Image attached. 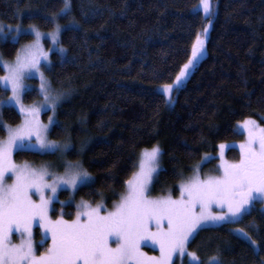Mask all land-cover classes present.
I'll use <instances>...</instances> for the list:
<instances>
[{"label":"trees","instance_id":"16d2710c","mask_svg":"<svg viewBox=\"0 0 264 264\" xmlns=\"http://www.w3.org/2000/svg\"><path fill=\"white\" fill-rule=\"evenodd\" d=\"M199 1L70 0L69 14L57 18L62 25L74 23L59 38L65 54L51 53L46 70L53 89L65 94L50 139L68 141V159L79 162L93 181L80 186L74 200L111 205L124 193L141 151L155 145L161 168L152 192L163 194L170 187L175 196L176 184L205 156L212 158L202 168L213 172L220 145L243 141L238 123L253 119L264 128V0H211L210 17L194 11ZM62 7L63 0H0V23L51 31L54 24L46 21ZM210 19L205 58L173 91V102L165 104L157 89L173 82ZM31 40L0 35V56L14 60ZM28 83L23 100L32 104L40 99L38 82ZM8 97L0 86V102ZM20 122L13 107L0 109V123L15 127ZM5 137L6 130L0 131V141ZM221 151L227 160H239L234 146ZM57 157L15 154L17 162L35 165H56ZM69 198L68 192L59 194L61 201ZM259 207L255 203L236 223L200 228L188 250L199 264H211V257L218 264H264V210ZM63 208L71 220L72 203H54L52 217ZM235 228L251 239L238 236Z\"/></svg>","mask_w":264,"mask_h":264},{"label":"snow or ice","instance_id":"6c2138e0","mask_svg":"<svg viewBox=\"0 0 264 264\" xmlns=\"http://www.w3.org/2000/svg\"><path fill=\"white\" fill-rule=\"evenodd\" d=\"M200 8L206 17L213 14L211 0H200ZM70 11V0H63L60 12L46 21L56 25L48 34L53 45L59 43L62 31L56 23L57 18L68 15ZM73 23L64 27L70 28ZM30 30L35 35L33 46L18 51L15 63L11 65L0 61L7 72L0 77V86L11 88L10 100L16 101L24 117L23 123L15 129L0 123V131L8 133L7 139L0 141V264H169L173 253L178 251L181 256L186 253L185 244L198 226L235 221L248 211L250 202L264 196V128L257 130L254 121L245 120L243 128L248 140L240 145V160L229 163L223 159L221 151L220 175L201 179L197 172L181 183L178 199L171 196L153 199L146 195L153 173L159 166L160 149L153 146L150 150L141 151L138 171L125 181L126 194L121 195L112 211L102 214L100 205L91 207L82 202L83 210L77 211L75 219L66 221L58 217L55 221L50 220L49 204L55 199L58 188L67 186L74 189L93 181L79 162H64L63 174L56 175L47 167L33 168L26 162L17 165L12 161L14 149H35L42 154H59L62 158L69 148L68 143L61 145L49 141L46 137L48 128L38 118L44 108L55 113L64 93L53 94L51 84L44 79L41 68L46 65L41 63V58L47 61L48 55L39 46L41 33L34 25ZM207 31L205 27V34ZM58 51L63 53L65 50L61 47ZM203 51L204 39L197 34L187 63L180 68L171 84L162 87L165 104H171V93L178 91ZM33 74L41 76L40 92L44 100L40 108L25 109L20 103L23 80ZM55 123L54 116H49V124ZM33 136L35 144L32 143ZM257 144L258 148L254 147ZM224 147L220 145L221 150ZM49 176L50 181L45 179ZM9 179L11 184L6 183ZM46 189L50 194L45 192ZM32 193L39 196L38 201L33 199ZM212 205L220 211L213 212ZM197 206L198 213L195 211ZM34 220H38L44 235L51 240L47 251L39 256L35 255L32 242ZM238 231L251 239L242 229ZM13 232L19 234V244L11 243ZM110 240L115 247L110 245ZM149 241L159 246V259L146 257L140 250L141 244ZM252 244L255 245L256 241L252 240ZM186 254L198 264L196 253ZM216 260V257L210 258V261Z\"/></svg>","mask_w":264,"mask_h":264},{"label":"rangeland","instance_id":"374dc122","mask_svg":"<svg viewBox=\"0 0 264 264\" xmlns=\"http://www.w3.org/2000/svg\"><path fill=\"white\" fill-rule=\"evenodd\" d=\"M194 11H195V12H199V13H201L204 17H206L205 14L203 13L202 9L200 8V1H199V3L194 7ZM211 21H212V20L210 19V20L206 23V26H205V27H207V29H208L207 34H205L204 30H203L202 33L200 34L201 38L204 39V51H203V53L200 55L199 59L195 62V64L193 65V67L189 70V74H188V76H187L186 79L183 81V83L179 86V89L184 85V83H185L186 80L189 78V76H190L191 73L194 71V69L197 67V65H198V64H199V63L205 58V56H206V42H207V39H208V36H209V32H210V29H211ZM56 23L59 24V25L61 26L62 31L65 29L64 26H66V25H62V24L58 23L57 21H56ZM67 25H69V23H68ZM31 26H33V25H31ZM34 26H35V25H34ZM35 27H36V29L41 33V38H40V41H39L40 49H41L43 52H46L47 55H48V60H47V61H44L43 58H41V63L46 65V67L41 68V72H43L44 79H45L47 82L50 83V81H49L48 78L46 77V70H47V69L49 68V66H50V54L53 53V52H56V53L59 54L60 56H63V55L65 54V51H64L63 53H60V52L58 51V48H61L60 44L58 43V44H56V45H53V42H52L51 38H50L49 35H48L50 32H53V31H54V29H55V27H56L55 24H54V27H53V29H52L51 31H41V30H39V29L37 28V26H35ZM17 29H19V31H18ZM204 29H205V28H204ZM62 31H61V33H62ZM0 35H1L2 37H9L11 40H13V41H15V42L18 41L22 36H30V37H32V40H31L30 42L25 43V44H22V45L20 46L19 51H22V50H24L25 48H30V47H32L33 44H34V41H35V35L31 32V30H30V26H28V27H23L22 25H17V26H6V25H2V24L0 23ZM60 35H61V34H60ZM59 38H60V36H59ZM46 44L48 45L47 48H46ZM50 49H51V50H50ZM190 55H191V54H190ZM15 59H16V58H15ZM15 59L12 60V61H6V60H4V59L0 56V61L7 62L9 65L15 63ZM0 67L4 70V75L2 76V77H4L5 75H7V72H6V70L4 69V67H3V63H0ZM31 79H34V80H36V81L38 82V91H39L40 99H39L38 101H36L35 103H32V104H25V103H24V100H23V96H24V93H25V92H27L28 90L31 89V85L28 83V80H31ZM50 84H51V83H50ZM40 85H41V76H40L39 74H33L31 77L25 78V79L23 80V86H24V88H23V91L21 92V95H20V103H21V105H22L25 109L32 108V107L40 108L41 105L43 104L44 97H43V95H42L41 92H40ZM1 87L3 88V86H1ZM162 87H163V86H161V87H159V88L157 89V91H158L160 94H162ZM3 89H5V88H3ZM51 89H52L53 94L64 93V92H61V91H56V90H54L53 87H52V85H51ZM5 90H7V91L9 92V97L6 98V99H4V100H2V101L0 102V109H1L2 107H13L14 109H16V110L18 111V113L21 115V122H20V124L17 125V126H15V127H9V126H8V128L15 129L16 127L20 126V125L23 123V119H24V117H23V115L21 114V112H20V110H19V106H17V104H16V101H15V100H10V97L12 96L11 88H8V89H5ZM172 93H173V92H172ZM172 93H171V96H172ZM64 98H65V94H64L63 97L59 100V102H58V106H59V104L64 100ZM172 102H173V98H172ZM172 102H171V103H172ZM58 106H57V108H58ZM57 108H56L55 113H53V112L51 111V109H47V108L42 109V110L40 111V113H39V117H38V118H39L40 123H41L42 125H46L47 128H48V131L46 132V137H47V139H48L49 141L58 142V143L61 144V145L65 144V143H68V144H69V148L65 151L63 157L61 158V157L59 156V154H58L57 159L54 161V163H55L56 165H52V164H44V165H42V164L39 165V164H38V165H35V164L31 163V162H26V161H24V162H17V161L15 160V154H16L17 152H30V153H38V154H42V153L36 151L35 149H24V150L14 149V150H13V153H12V161H13L15 164H17V165H21V164H24V163L26 162V163H28V164H29L31 167H33V168L47 167L50 173H55L56 175H61V174H63V172H64V167L62 166L64 162L76 163V162H73V161L69 160L68 157H67V153L69 152V150H70V148H71L70 143H69L68 141H64V142H63V141H55V140H51V139H50V131H51V129H52V128L56 125V123H57V118H56ZM49 116H54L55 121H56L55 124H53V125H50V124H49ZM246 120L254 121V122H255V127L257 128V130L260 129V128H262V127L259 126V124H258L255 120H253V119H246ZM244 121H245V120H244ZM244 121H242L241 123H238V124H237V130H238L240 133H242V135L244 136L243 141H241V142L238 143V144H234V145H233V144H227V145H224V146H226V147H227V146H234V147L238 150V152H239V160H240V154H241V148H240V145H241V144H245V143L247 142V140H248L247 132H245V130H244V128H243V122H244ZM7 135H8V133H7V131H6V137L4 138V140L7 139ZM31 139H32V143L35 144V137L33 136ZM4 140H2V141H4ZM25 142H27V141H25ZM155 146H158V145H155ZM158 147H159V146H158ZM254 147H257V148H258V144H257V145H254ZM150 149H151V148H150ZM150 149H148V150H150ZM159 149H160V148H159ZM215 157L217 158V160H216V162H215V164H214L213 172H207L205 169L202 168V166L205 165L207 162H209L210 159L212 158V156H205V157L202 159V161H201L198 165L195 166V168H194V172H193V174H192L191 176L185 178L184 180H182L181 182H179V183L176 184V190H177V193H176V195L174 196V195L172 194V188H170V187L167 188L166 191H165V193H163V194L154 195L153 192H152L153 182H154V180H155V177H156L157 173L159 172V170H160V168H161V165H160V155H159V158H158V165H159V166L157 167L156 171L153 173V178H152V180H151V182H150V184H149V186H148V191H147L146 195H147L148 197H150V198H153V199H156V198H163V197H166V196H171L173 199H178V198L180 197V185H181V183L186 182L187 180H189L190 178H192L194 175L197 174V172H198V174H199V176H200L201 179L206 178V177H208V176H217V175H220L219 165H220V162H221V150L218 152V154H217ZM139 158H140V154H139ZM223 159H224L225 161L229 162V163H235V162H238V161H239V160H238V161H229V160L226 159V157H225L224 154H223ZM138 161H139V159H138ZM136 171H138V163H137ZM132 177H133V174H132V176L130 177V179H131ZM45 179L50 181V180H51V176H49V177H45ZM11 182H12L11 179H9V180L6 181V183H8V184H11ZM84 185H85V184H84ZM80 186H82V185H80ZM80 186H79V187H80ZM79 187L74 188V189H73V188H69V187H67V186H63V187H61V188H58V190H57V192H56V194H55V199L49 204L48 217H49L50 220L55 221L58 217H59V218H62V219H64V220H66V219H65V216H64V212H65L64 208L61 209V210L58 212V217H57V218H53V217H52L53 204H54V203H57V202L60 203V204L63 205V206L72 203V204L74 205V207H75V213H74V216L72 217L71 220H73V219L76 218V213H77V211H78V210H79V211H82V210H83V209H82V202H86V201H84V200H74V199H73L74 194H75L76 190H77ZM126 190H127V185L125 186V191H124L123 194H126ZM45 192H46L47 194H50V193H48V190H47V189L45 190ZM61 192H68V194L70 195V198L67 199V200L61 201V200L59 199V194H60ZM123 194H122V195H123ZM254 195H255V194H254ZM32 196H33V199H34L35 201H38V200H39V196L35 195L34 193H32ZM120 198H121V196H120L116 201H114L111 205H109V206H107V205L104 204L103 202H99V203H97V204H95V205H92V204H90V203H88V202H87V203H88V205H90L91 207H96L97 205H100V206H101V213L103 214L105 211H112L113 208H114V205H115L116 203L119 202ZM255 203H257V204L260 205L259 208H260L261 210H264V196H258L257 199H255V200H253L252 202H250V204L248 205V211L253 207V205H254ZM78 205H81V207L78 208ZM211 210H212L213 212H218V211H220V209H218L215 205H212ZM195 211H196L197 213L199 212V206L196 207ZM225 211H226V209H225ZM248 211H247L245 214H247ZM245 214H244V215H245ZM244 215H243V216H244ZM243 216H242V217H243ZM242 217H239V218H237V220L232 221V222H222V223H219V224H213V223H210V222H209V223H204V224L198 226L197 229L194 230V232L192 233V235L189 237V240H188V241L186 242V244H185L186 253H187V252H190V251L188 250V248H187L188 243L191 241V239L194 237V235L196 234V232H197L200 228H203V227H216V226H220V225H223V224H226V223H236V222L240 221V220L242 219ZM71 220H66V221H71ZM165 225H166V222H165ZM238 230H239L238 228H235V232H236V234H237L238 236H240V237L243 238V237H244L243 233L239 232ZM244 238H245V237H244ZM246 239H247V238H246ZM42 241H44V242H42ZM20 242H21V241H20V236H19V234L13 232V233L11 234V243H12V244H19ZM32 242H33V245H34V251H35V255H36V256H39L41 253L46 252L47 249H48V247H49V245H50V243H51L50 237L45 236L44 233H43V230L40 228L38 220H34L33 223H32ZM109 243H110V245H111L112 247H115V243H114L113 241L110 240ZM140 250L145 254L146 257H154V258L159 259L160 256H161L159 246L156 245V244L151 243L150 241H149V242H143V243L141 244V249H140ZM186 253H185L183 256H181V254H180L178 251L175 252V253H173V255H172V259H171V261H169V264H173L174 262H176L177 264H185V263H186V264H197V261H191V259L187 256ZM199 263H200V261H199V259H198V264H199ZM216 263H217L216 261H212V262H211V264H216Z\"/></svg>","mask_w":264,"mask_h":264}]
</instances>
